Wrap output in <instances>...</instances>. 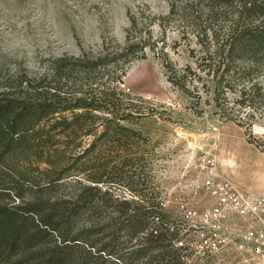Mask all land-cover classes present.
I'll use <instances>...</instances> for the list:
<instances>
[{
  "label": "rangeland",
  "instance_id": "1",
  "mask_svg": "<svg viewBox=\"0 0 264 264\" xmlns=\"http://www.w3.org/2000/svg\"><path fill=\"white\" fill-rule=\"evenodd\" d=\"M245 1L251 0H0V85L16 86L20 78L45 75V82H58L52 79L53 62L82 56L93 61L106 54L114 58L130 41L132 46L121 63L100 64L88 74V82L116 88V97L129 114L126 120H118L123 127L119 126L117 134L99 145L107 150L108 158L120 148L142 156L144 175L164 196L167 208L207 230L201 215L214 206L216 198L206 186L204 160H215L218 172L239 186L223 161L264 166V153L247 136L249 128L264 143V58L255 62L257 57L248 56L228 62L216 54L218 48L228 49L226 40L235 23L239 29L264 33V11L245 12ZM257 5L264 6V0ZM224 64L229 72L224 71ZM217 69L218 77L213 73ZM61 72L74 82H86L84 70ZM93 140V136L72 134L69 150L60 147L63 153L40 146L29 159L20 156L16 175L23 184V199L13 195L1 203L19 206L33 200L46 213L71 206L76 181L86 176L80 172L82 161L74 162L73 151L82 152ZM261 182L258 179L254 184ZM120 192L129 194L125 187ZM84 224L81 218L71 236ZM220 226L223 242L207 237L219 245L209 248L200 234L195 242L199 255L211 252L214 264H260L240 242L238 234L246 227L243 219L230 213ZM62 238L60 231L47 232L33 248L42 251L38 259L28 258V246L26 253L0 260V264H46L45 253ZM87 256L76 244L72 264H83Z\"/></svg>",
  "mask_w": 264,
  "mask_h": 264
},
{
  "label": "trees",
  "instance_id": "2",
  "mask_svg": "<svg viewBox=\"0 0 264 264\" xmlns=\"http://www.w3.org/2000/svg\"><path fill=\"white\" fill-rule=\"evenodd\" d=\"M257 1H245V12L263 13L264 6L257 5ZM238 25L235 23L228 35V49L218 48L216 54L222 61L249 56L257 57L253 59L259 62L264 58V33L239 29ZM131 46L129 41L114 58L106 54L93 61L86 56L55 61L52 79L58 82H45V75L39 79L20 78L16 86L0 85V260H12L20 252L26 253L28 246V258L38 259L42 251L33 248L42 243L47 232L60 231L63 238L45 253L46 264H72L76 244L88 255L83 264H214L211 252L201 256L195 248L200 234L206 241L213 232L189 224L185 216L174 215L167 208L164 196L144 175L143 157L120 148L108 158L107 150L99 145L101 140L117 134L119 126L123 127L118 120H126L129 114L117 99L116 88L104 82H88V74L100 64L118 65ZM63 69L70 73L84 70L86 82H74L72 76L61 72ZM217 71L213 72L216 77ZM224 71L229 72L230 67L225 65ZM224 76L218 81L219 89ZM46 127L51 131H45ZM53 131L57 134L52 135ZM72 134L78 138L93 136L94 140L82 152L79 148L73 151L74 162L82 161L80 172L86 176L76 181L78 189L71 206L46 213L33 200L19 206L1 203L13 195L23 199V184L16 175L20 156L29 159L40 146H52L63 153L60 147L69 150ZM247 136L264 152V143L249 128ZM92 156L96 160H89ZM122 187L129 194L123 195ZM81 218L85 220L83 229L71 236Z\"/></svg>",
  "mask_w": 264,
  "mask_h": 264
},
{
  "label": "built area",
  "instance_id": "3",
  "mask_svg": "<svg viewBox=\"0 0 264 264\" xmlns=\"http://www.w3.org/2000/svg\"><path fill=\"white\" fill-rule=\"evenodd\" d=\"M204 161L203 168L208 176L206 186L216 198L214 206L201 215L204 229L211 230L215 240L221 244L220 222L230 213L236 214L246 222V227L238 234L241 244L250 249L260 264H264V196L238 188L230 178L218 172L215 160ZM205 243L211 248L219 247L216 242L211 244L206 240Z\"/></svg>",
  "mask_w": 264,
  "mask_h": 264
},
{
  "label": "crops",
  "instance_id": "4",
  "mask_svg": "<svg viewBox=\"0 0 264 264\" xmlns=\"http://www.w3.org/2000/svg\"><path fill=\"white\" fill-rule=\"evenodd\" d=\"M262 152V151H261ZM264 153V152H262ZM225 167L233 172L234 177L236 176V181L240 182L241 185H237L233 179L231 181L236 184L237 187L243 190H250L253 193L264 196V166H260L256 163L253 164H239L231 161H223ZM245 163V162H243ZM223 165V164H222ZM221 167V166H220ZM221 171L227 174L223 167L220 168ZM232 176V175H231ZM258 179H262V182L258 185L254 184Z\"/></svg>",
  "mask_w": 264,
  "mask_h": 264
}]
</instances>
